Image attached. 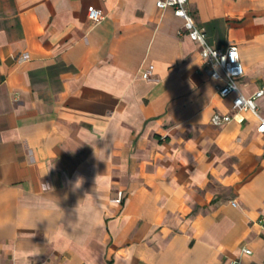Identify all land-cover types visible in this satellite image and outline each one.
I'll return each mask as SVG.
<instances>
[{
  "label": "crops",
  "instance_id": "crops-1",
  "mask_svg": "<svg viewBox=\"0 0 264 264\" xmlns=\"http://www.w3.org/2000/svg\"><path fill=\"white\" fill-rule=\"evenodd\" d=\"M188 8L264 88V0ZM218 83L156 0H0V264H264V134Z\"/></svg>",
  "mask_w": 264,
  "mask_h": 264
},
{
  "label": "built area",
  "instance_id": "built-area-1",
  "mask_svg": "<svg viewBox=\"0 0 264 264\" xmlns=\"http://www.w3.org/2000/svg\"><path fill=\"white\" fill-rule=\"evenodd\" d=\"M189 0H156V5L160 8L171 7L174 14L184 19V27L192 40L200 46V53L204 65L209 68L211 77L221 83L217 84L220 96L230 97L232 100V112L215 113L212 116L214 125H221L233 119L243 121L244 117H238L243 112H251L257 119V131L264 134V112L261 111L258 99L264 95V88H260L251 95H246L241 91L238 78L243 74L244 67L240 58V52L236 45H229L227 48H218L207 41V33L203 26L199 25L189 12ZM88 17L93 23L100 22L104 17V12L97 7L88 9ZM151 73L147 70L144 76ZM235 205L236 202L233 201ZM244 254H250L251 248L242 246ZM228 264H240L239 259H233Z\"/></svg>",
  "mask_w": 264,
  "mask_h": 264
}]
</instances>
